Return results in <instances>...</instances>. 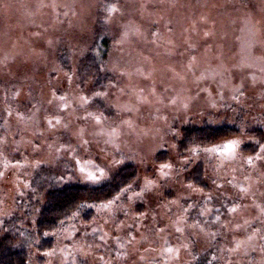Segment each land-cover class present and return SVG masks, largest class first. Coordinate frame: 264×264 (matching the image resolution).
Returning <instances> with one entry per match:
<instances>
[{
    "label": "rangeland",
    "instance_id": "obj_1",
    "mask_svg": "<svg viewBox=\"0 0 264 264\" xmlns=\"http://www.w3.org/2000/svg\"><path fill=\"white\" fill-rule=\"evenodd\" d=\"M186 125L238 134L180 155ZM131 165L29 264H264V0H0V236Z\"/></svg>",
    "mask_w": 264,
    "mask_h": 264
},
{
    "label": "trees",
    "instance_id": "obj_2",
    "mask_svg": "<svg viewBox=\"0 0 264 264\" xmlns=\"http://www.w3.org/2000/svg\"><path fill=\"white\" fill-rule=\"evenodd\" d=\"M108 42L109 39L102 33V35L97 37L95 45L92 47V53L96 55L98 52L100 57L98 60L101 62L108 51ZM65 58L64 54L63 60L66 61ZM93 68L95 75L99 74L97 66L95 65ZM237 134L233 127L225 125L220 127L186 125L175 136L174 142L177 152L183 155L190 148L207 147L232 138V136ZM254 149L255 147L245 146L242 151L254 153ZM167 157L166 151L159 152L156 154L155 160L164 163L168 160ZM202 173V165L199 164L186 176L185 181L190 182L195 187L206 188ZM136 174V169L131 165L121 168L108 182L98 187L69 185L64 186L62 189L59 187L48 188L43 200L38 203L36 212H31L28 216L30 219L33 214L31 220L25 222L22 220L21 222L24 224H20L21 227L19 229L16 227L19 230V232H16L18 235L14 233L0 236V264H29L26 250L29 244L33 245L32 248L41 254L51 249L53 246V237L51 235L60 226L76 216V214L80 215L83 222L88 223L93 217V211L87 207L110 201L122 189L130 185Z\"/></svg>",
    "mask_w": 264,
    "mask_h": 264
},
{
    "label": "snow or ice",
    "instance_id": "obj_3",
    "mask_svg": "<svg viewBox=\"0 0 264 264\" xmlns=\"http://www.w3.org/2000/svg\"><path fill=\"white\" fill-rule=\"evenodd\" d=\"M162 167H164V166H162Z\"/></svg>",
    "mask_w": 264,
    "mask_h": 264
}]
</instances>
